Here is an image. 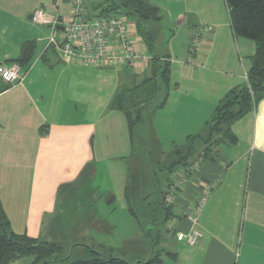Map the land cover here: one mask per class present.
Returning a JSON list of instances; mask_svg holds the SVG:
<instances>
[{"label":"crops","instance_id":"0c3cea01","mask_svg":"<svg viewBox=\"0 0 264 264\" xmlns=\"http://www.w3.org/2000/svg\"><path fill=\"white\" fill-rule=\"evenodd\" d=\"M165 1L162 7L147 0L161 13L151 47L139 36L135 19H125L142 58L133 66L113 67L62 60L49 43L62 30L31 22L32 11L43 8L63 24L71 16L70 0H0V64L16 59L23 43L35 45L18 82L0 78V209L15 234L73 244L88 238L89 245H78L77 259L93 257L89 247H103L126 264L146 261L155 252L158 264H264V94L232 123L236 142H219L213 158L198 162L167 213L162 196L146 206L145 197L128 190L136 134L130 133L127 117L114 101L151 75L152 56L169 57L170 85L164 105L151 111L147 121L161 146V140L171 146L174 140L186 146L191 141L183 168L203 151L205 144L192 150L193 140H202L221 99L244 85L256 50L253 40L233 33L225 0ZM84 4L85 17H92L105 0ZM165 18L174 26H187L188 41L179 52L159 49ZM99 186L107 190L106 197L97 196ZM75 187L87 191L80 195ZM203 193L205 203L193 221L189 208ZM136 211L150 222L148 231L160 215L164 222L175 221L172 232L166 230L170 241L155 233L162 246L154 251ZM117 215L125 220L124 246L95 240L92 234H111L115 225L105 219ZM194 230L201 237L190 245L184 236ZM9 264H33V258Z\"/></svg>","mask_w":264,"mask_h":264},{"label":"trees","instance_id":"16d2710c","mask_svg":"<svg viewBox=\"0 0 264 264\" xmlns=\"http://www.w3.org/2000/svg\"><path fill=\"white\" fill-rule=\"evenodd\" d=\"M231 27L236 36L245 37L256 43V50L251 58V65L246 72L243 86L232 88L221 99L213 112L212 118L207 122V137L201 139L205 146L203 151L196 157L202 160L213 158L216 155L219 142H236V137L231 131L232 123L250 111L255 102L264 94V0H225ZM99 15L120 16L123 18L133 17L136 22V30L147 47L153 45L157 35L156 29L161 23L159 7L145 0H106L104 6L99 10ZM33 42L22 44L19 56L11 61L20 67L26 65L34 50ZM152 68L151 75L139 85L132 89L120 92L115 97V107L124 111L129 131L135 134L138 128L146 123L151 111L163 106L170 85V62L168 56H152L150 60ZM143 95L151 98L145 101V109L139 110V116H133L136 101ZM188 155H184L182 162L186 163ZM180 160L182 158L179 157ZM170 180H168V185ZM167 185V186H168ZM74 189V188H73ZM163 201V196H162ZM165 213L171 205H164ZM82 243H74L72 248ZM94 254L91 258H80L67 264H126L124 260L115 258L103 247H89ZM107 252V253H104ZM61 247L49 241L28 236L27 234H15L10 228L7 219L0 209V264H9L13 260L29 256L33 258V264H49L68 260L70 255L60 256ZM160 259L158 253L146 261L137 264H158Z\"/></svg>","mask_w":264,"mask_h":264},{"label":"built area","instance_id":"2783aa9c","mask_svg":"<svg viewBox=\"0 0 264 264\" xmlns=\"http://www.w3.org/2000/svg\"><path fill=\"white\" fill-rule=\"evenodd\" d=\"M70 1L71 16L63 24L56 14L43 8H36L30 15L32 23L46 26L54 32H57V26H62L61 35L57 38L52 35L49 39L62 60L80 65L120 67L133 66L142 58L129 38L125 18L103 15L85 17L84 0ZM197 41L198 34L191 48L196 46ZM0 78L8 84L18 82L21 78V67L16 63L0 64ZM201 160L199 157L170 178L163 197L165 205H171L173 196ZM206 197L207 193H203L189 208L188 217L191 220H196L195 214L201 210ZM184 237L188 244L193 245L201 237V232L194 230Z\"/></svg>","mask_w":264,"mask_h":264},{"label":"rangeland","instance_id":"374dc122","mask_svg":"<svg viewBox=\"0 0 264 264\" xmlns=\"http://www.w3.org/2000/svg\"><path fill=\"white\" fill-rule=\"evenodd\" d=\"M106 1V0H105ZM147 1V0H145ZM85 3H87V0H84ZM151 3H159L162 7L166 5L165 0H149ZM164 27L161 37L158 39V45L159 49H161V52L165 53L167 50H170V48H173V51L179 52L182 49H184L185 45L188 41V29L187 26H174L173 20H170L168 18H165V21H163ZM173 29V30H172ZM172 30V31H171ZM250 40V39H249ZM151 96V95H150ZM148 96L146 98L145 95H143L142 98L137 99L136 107L133 110V116L138 117L139 116V110L145 109L146 105L150 104V102L145 103L148 99L151 97ZM147 109V108H146ZM149 118V117H148ZM149 120V119H148ZM152 123V122H151ZM151 124H148V121L146 123H143L142 127L138 128L136 130V138H135V157L129 159L128 166L130 171V178H129V192L133 190L134 195L141 196L144 198V204L146 206L150 205L153 200H159L161 196L164 197L165 191L167 189L168 180H170L171 177H173L183 166V156L187 155L188 148L191 147V141H189L186 146L184 142H180L181 140H174L176 141L173 146L168 145L167 141L163 142L164 140H161V144H158V142L153 138L152 128ZM208 135V129H206V132L203 133V138L207 137ZM196 142V145L192 148L193 151H196L198 146H203L205 143L203 140L196 139L193 140ZM224 148V147H223ZM181 151L184 154H182V158L178 157L177 151ZM133 174V175H132ZM131 176H136L135 178H131ZM78 187H75L74 190H77ZM81 191H87V188H79L78 193L81 195ZM106 189L103 186H99L97 189V196L101 194H105L106 197ZM157 202V201H156ZM163 203V201H162ZM164 204V203H163ZM135 207L136 205L133 204ZM165 205V204H164ZM103 207H105L104 204H102ZM115 207V205H114ZM137 208V207H136ZM164 213V212H163ZM137 216L139 217L140 221L142 222V226L144 229L147 230L149 227L150 222L145 221L141 215H139L136 211ZM83 218H81L82 220ZM115 219L118 220V222H115ZM108 218L105 219L110 225L114 223L115 225L112 229L108 230L111 234H104L101 232H98V234H92V237L95 240L100 239L104 241V243L108 245H112V247H120L124 246L123 240L124 238V230H125V220L123 218H120L118 215L116 218ZM163 216L160 215V219L158 218L156 225H152V230L148 231V239L153 243L154 251H157L159 248H161V245H158L155 242V233H159L161 236V241H170L169 235H167L166 230L169 229V233L172 232L173 228L175 227V221H162ZM80 220V221H81ZM85 220V218H84ZM84 222V221H83ZM153 224V223H152ZM112 225V226H113ZM74 235H75V228H74ZM91 235V234H89ZM138 236L141 238V231L139 229ZM83 236H81L82 239ZM90 238V236H88ZM80 239V238H79ZM86 242H85V241ZM49 241L57 244L61 247V253L60 256H64L65 254L70 255L68 260H64L62 262H54L49 264H67L71 261H74L77 259L78 255V248H82L79 246H76V251L74 253H71L73 242H67L63 240H55L50 239ZM82 243L90 244L88 241V238H85L82 240H78ZM166 246V245H164ZM175 247V246H174ZM167 248V247H165ZM106 253V252H104ZM156 253V252H155ZM132 255V254H131ZM130 256V255H128Z\"/></svg>","mask_w":264,"mask_h":264},{"label":"water","instance_id":"95a60500","mask_svg":"<svg viewBox=\"0 0 264 264\" xmlns=\"http://www.w3.org/2000/svg\"><path fill=\"white\" fill-rule=\"evenodd\" d=\"M57 29H60V30H62V26H57Z\"/></svg>","mask_w":264,"mask_h":264}]
</instances>
